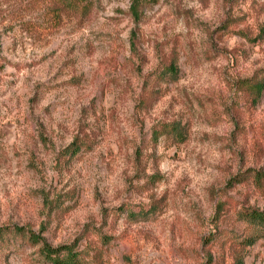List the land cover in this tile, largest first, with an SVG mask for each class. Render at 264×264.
Wrapping results in <instances>:
<instances>
[{"label":"rangeland","instance_id":"rangeland-1","mask_svg":"<svg viewBox=\"0 0 264 264\" xmlns=\"http://www.w3.org/2000/svg\"><path fill=\"white\" fill-rule=\"evenodd\" d=\"M63 1L0 0V264H51L29 230L82 264H264V0Z\"/></svg>","mask_w":264,"mask_h":264},{"label":"trees","instance_id":"trees-1","mask_svg":"<svg viewBox=\"0 0 264 264\" xmlns=\"http://www.w3.org/2000/svg\"><path fill=\"white\" fill-rule=\"evenodd\" d=\"M69 2L70 0H64L63 2ZM146 0H132L131 4V13L134 18L139 19L140 9L142 4ZM68 4V3H67ZM68 6V5H67ZM66 6V7H67ZM169 71H175L176 67L173 62L168 65ZM255 90L252 92L253 100L258 101L261 98L264 91V81L260 80L255 84ZM81 147L75 146L73 150L74 153H77ZM255 182L258 185H264V172L259 171L253 176ZM244 219L251 226L264 227V211L259 212L252 210L251 212H246ZM23 228H16V232H24ZM29 240L32 245L40 246V253L45 261L51 264H82L81 261V252L77 251L73 245H62L59 247L50 246L41 236L34 233L32 230L28 231ZM254 239H248L244 241L243 248L246 249L248 246L253 245ZM236 264H244V259L241 257V254L238 252V259Z\"/></svg>","mask_w":264,"mask_h":264}]
</instances>
